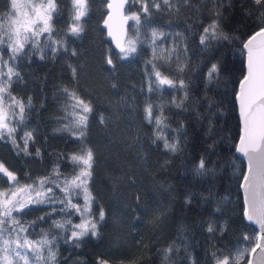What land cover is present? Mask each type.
I'll use <instances>...</instances> for the list:
<instances>
[{
  "label": "trees",
  "instance_id": "trees-1",
  "mask_svg": "<svg viewBox=\"0 0 264 264\" xmlns=\"http://www.w3.org/2000/svg\"><path fill=\"white\" fill-rule=\"evenodd\" d=\"M145 2L147 14L141 11V0L134 4L129 0L125 5V13L141 15L143 43L131 56L123 57L105 38L100 27L105 0H89L78 36L67 31L69 0H57L53 38L62 39L67 51L46 54L43 59L33 53L13 65L20 79L13 77L11 93L26 102L30 98L31 107L25 109L26 126L15 133L19 149L7 135L0 139V162L26 184L29 177L48 176L57 166L62 175H69L68 157L83 145L95 156L88 186L96 201L92 211L98 214L102 208L104 221L98 225L99 235L86 238L78 247L60 242L58 264H97L98 258L109 264H165L163 252L169 246L179 249L172 257L174 264H190L185 260L189 255L197 264H214L212 252L228 254L236 246L247 247L243 236L258 233L244 214L240 176L245 173L246 161L235 151L241 127L236 93L245 73L241 42L260 27L258 15L264 6L253 0H223V7L212 0ZM154 3L159 7H153ZM7 5L8 0H0V13L8 11ZM214 10L222 12V30L239 39L200 43L203 29L216 19ZM134 27L129 20L127 37L133 35ZM153 28L164 33L156 40V59L151 44ZM41 40L43 47L44 38ZM3 58L8 59L7 50ZM149 61L177 87L158 85ZM213 64L219 72L209 79ZM65 88L75 91L92 108L83 142L62 130L72 105ZM181 100L183 107H176L173 101ZM149 104L151 123L145 113ZM161 108L168 125L166 136L170 142L180 141L177 152L166 150L163 141L155 140V117ZM29 131L33 139L25 152L21 137ZM201 158L208 169L203 175L196 171ZM8 187L0 174V189ZM79 202L82 204V199ZM29 207L30 211L26 209V214L17 218L24 224L35 222L37 233L49 231L53 221L65 219L59 214V205ZM53 208L55 212L49 216ZM67 218L73 223L80 221L75 215Z\"/></svg>",
  "mask_w": 264,
  "mask_h": 264
},
{
  "label": "snow or ice",
  "instance_id": "snow-or-ice-1",
  "mask_svg": "<svg viewBox=\"0 0 264 264\" xmlns=\"http://www.w3.org/2000/svg\"><path fill=\"white\" fill-rule=\"evenodd\" d=\"M105 2L107 8L111 10L108 19L105 20V24L110 29L109 35L112 34L109 21L114 18L113 14L119 17L121 26L128 20L134 22L133 35L127 37L125 33L124 44L117 43L123 57L131 56L137 51V45L143 43L140 40L141 15L139 13L124 15V6L129 0H105ZM131 2L134 4L138 0ZM168 2L169 0H164V3ZM212 2L220 3L223 7V0H212ZM88 3L89 0H69L71 22L68 33L78 36L83 31L82 19L88 14ZM253 3L264 6V0H253ZM7 7V12L0 13V139L7 135L11 143L19 149L20 145L17 143L15 133L18 127L26 126L24 114L26 107H31V100L29 98L26 102L23 98L12 95L13 77L15 76L17 81L20 79V74L14 71L13 65L18 66L20 59L33 53H39L40 58L43 59L46 54L54 55L58 51H67V49L62 39L53 38L56 34L53 18L58 15L57 0H8ZM153 7L158 8L159 5L154 3ZM141 11L144 14L149 12L145 0H141ZM213 15L216 19L203 29V34L200 36L201 44L211 40L239 39L222 30L220 25L222 12L214 10ZM258 19L260 21L258 30L246 41L241 42V51L246 52L247 57V74L239 83L237 99L242 128L235 151L247 159V172L241 173L240 176L242 180L240 187L243 189L246 205L244 214L249 221L259 226V233H253L252 237L243 236L247 247L236 246L228 254L220 252V255H217L216 251L212 252L211 258L214 264H243L246 253L255 252L257 248L264 252V11L259 13ZM163 36L164 33L151 29L153 59L157 58L156 40ZM5 50L8 52L7 60L3 58ZM174 51L175 49L172 50ZM73 55H75L74 51ZM167 59H171V52ZM107 63L111 65L112 59L108 58ZM149 63L152 64L153 75L158 85L177 87L176 82L158 70L152 61ZM178 70L183 71V67H178ZM72 71L75 76L76 70L73 68ZM218 72V66L213 64L208 72L209 79ZM178 84L181 88L185 86L183 80ZM149 90H152L151 84ZM63 91L72 101V105L65 117L68 123L62 130L77 136L83 142L88 114L91 113L92 108L90 103L80 98L75 91L69 92L67 88ZM186 98L187 92H185ZM173 103L178 108L183 107V100ZM145 113L146 119L150 123L153 122L151 104L145 108ZM155 126V140L163 141L166 150L179 151L180 141L174 139L170 142L164 132L168 125L162 108L160 114L155 117ZM21 139L23 150L27 152L29 140L33 139L32 133L23 132ZM68 160L72 168L69 175H62L57 166L48 176L35 179L29 177L30 182L26 184H21L17 175L0 163V174L9 182L8 189H0V264H58L57 253L60 242L72 243L73 246L78 247L86 238L99 235L98 225L104 221L105 213L102 208L98 210V214L93 213L92 205L96 201L88 186L95 162L94 153L90 147L83 145L78 152L70 155ZM196 171L201 175L208 171L203 158L200 159ZM54 189L61 193L62 198L56 197ZM80 199L83 201L82 204L79 202ZM30 205H59V214L65 219L53 221L49 231L41 230L37 233L38 225L35 222L24 224L17 218L20 214H26V209L30 211ZM54 212L53 208L48 215L51 216ZM73 215L79 216V223L74 224L67 218ZM39 220L43 222L45 217L41 216ZM29 229H32L31 233ZM208 231H213L211 225ZM32 235L38 238H30ZM178 251L179 249L173 246L165 249L163 252L165 264H174L172 257ZM185 260H190V264H197L190 255ZM97 264H109V261L98 258Z\"/></svg>",
  "mask_w": 264,
  "mask_h": 264
},
{
  "label": "water",
  "instance_id": "water-1",
  "mask_svg": "<svg viewBox=\"0 0 264 264\" xmlns=\"http://www.w3.org/2000/svg\"><path fill=\"white\" fill-rule=\"evenodd\" d=\"M110 11L111 10H109L107 8V3L105 2V14H104L103 18L100 21V27L104 30L105 38L110 42L112 48L116 52L121 53L120 52V48L117 47V43L119 42L122 45L124 44L125 39H126L124 34L125 33L127 34V28H128L129 20L121 26V22H120L119 17L116 16L115 14H113L114 18L109 21V25H111L112 34L109 35L110 29H109V26L105 24V20L108 19V14H109ZM123 11H124V15H127L125 13V6H124V10ZM256 30H258V29H256ZM255 31H253L251 34H253ZM251 34H249L245 38L244 41H246L247 38H249ZM246 74H247V57H246V52H245V73L242 76V78L240 79V81L243 79V77ZM240 81H239V83H240ZM239 83H238V87H237L236 99H237V96H238V93H239ZM237 107H238V113H239V101H238V99H237ZM239 118H240V113H239ZM240 126H241L240 127V132H241V128H242L241 118H240ZM238 139H239V137H238ZM237 143H238V141H237ZM240 155L243 156L242 154H240ZM244 159L246 161V169H245V173H246L247 172V159L245 157H244ZM241 190H242V194H243V189L241 188ZM243 200H244V194H243ZM244 205H245V201H244ZM245 209H246V205L244 207V213H245ZM253 224H254V222H253ZM254 225L257 228V232L259 233V226L256 225V224H254ZM249 262H250V264H264V252H262L261 249H259V248H257L255 252H249L248 260H247L246 264H249Z\"/></svg>",
  "mask_w": 264,
  "mask_h": 264
},
{
  "label": "rangeland",
  "instance_id": "rangeland-1",
  "mask_svg": "<svg viewBox=\"0 0 264 264\" xmlns=\"http://www.w3.org/2000/svg\"><path fill=\"white\" fill-rule=\"evenodd\" d=\"M131 13H134V12H129V13H126L127 15L131 14ZM6 71V69H5ZM1 163V162H0ZM80 221L76 222V223H79ZM75 224V223H74ZM33 239H36V238H33Z\"/></svg>",
  "mask_w": 264,
  "mask_h": 264
}]
</instances>
